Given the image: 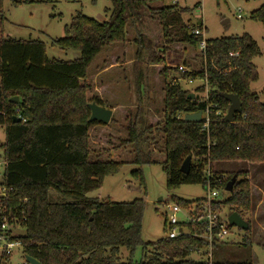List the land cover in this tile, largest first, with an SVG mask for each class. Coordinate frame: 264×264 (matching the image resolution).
<instances>
[{
    "label": "trees",
    "instance_id": "1",
    "mask_svg": "<svg viewBox=\"0 0 264 264\" xmlns=\"http://www.w3.org/2000/svg\"><path fill=\"white\" fill-rule=\"evenodd\" d=\"M107 1L111 4L107 21L99 23L77 14L64 28L65 36L51 40L52 47L80 54L73 61H60L48 60L39 41L3 35L6 19L0 0V126L5 128V171L0 182L11 188L8 198L0 201V208L27 232L26 238L17 237L24 255L41 264H206L190 257L191 251L206 245L200 239L203 225H181L189 235L144 243L143 199L113 203L87 195L99 190L104 178L118 173L125 163L138 167L131 174L141 184L140 167L158 164L165 173L168 191L198 184L204 189L207 170L212 176L211 186L223 191L235 175L237 180L223 205H230L239 215L240 210L248 209L251 185L244 173L233 172L224 179L214 167L221 162L264 163V102L250 89L258 79L252 62L259 55L258 46L248 35H242L206 40L201 52V37L193 31L202 24L191 25L182 17L191 9L165 6V0ZM250 18L264 24V6ZM159 41L160 47L156 45ZM117 48L131 50V60L121 81L116 79L112 86L114 103L106 104L98 97L87 99L91 68ZM173 50L182 54L178 60L183 67L191 52L199 53L200 69L184 73L180 65H166V57ZM156 66H161L156 78L162 81L158 87L162 121L154 116L155 109L147 108L152 90L147 74ZM204 76L208 90L203 100L190 99L191 93L179 83L171 84L173 77L190 80ZM204 90L201 85L197 92ZM223 94L237 95L241 102V110L231 123L224 121L229 102ZM14 97L18 98L16 104L10 102ZM131 100L133 117L122 127L125 138L119 142L130 147L133 158L118 161L122 158L112 159L111 151H95L89 139L92 127L114 124L116 110L124 114L122 107ZM89 103L113 110L107 125L88 122ZM206 111L208 124L204 129ZM197 112L202 113L201 121L183 120L185 114ZM14 117L19 122H14ZM152 140L161 159L152 156ZM187 156L195 159V165L191 163L184 175L180 166ZM51 192L70 201L51 203ZM172 201L183 208L191 205L181 199ZM221 245L215 243L214 249ZM122 250L127 252L125 261L120 257ZM136 252L139 260L134 258Z\"/></svg>",
    "mask_w": 264,
    "mask_h": 264
},
{
    "label": "rangeland",
    "instance_id": "2",
    "mask_svg": "<svg viewBox=\"0 0 264 264\" xmlns=\"http://www.w3.org/2000/svg\"><path fill=\"white\" fill-rule=\"evenodd\" d=\"M24 1L29 3H24ZM14 2L19 4L15 5ZM163 4L191 9L190 13L182 16L183 21L194 26L201 23V31L205 40L248 35L259 49V55L252 60L258 73V79L250 84V89L260 101L264 102V24L250 18L251 13L264 6V0H165ZM110 8L111 4L107 0H2L1 11L6 21L1 30L3 35L9 39L41 42L44 45L48 60L73 61L80 57L79 52L62 51L57 47H52L51 40L63 38L65 36L64 28L77 14L103 23L109 18L107 10ZM156 45L160 47V41L156 42ZM173 51L166 57L165 64L176 67L183 66L184 63L182 64L181 60H178L182 54L178 50ZM134 52L135 48L133 47ZM130 53L131 50L122 51L117 48L115 52L104 54L95 63L87 80L91 88L87 99L98 97L106 104L114 103L111 100L114 94L112 86L116 79L121 81L122 72L126 70V67L128 69L126 63L131 60ZM200 58L199 53L193 52L192 54L191 52L188 60H186L187 64L185 65L187 67L184 66V68L188 72H197L202 64ZM160 67H151L147 74V85L152 89L148 93L147 108L150 107L157 111L154 116L158 120H161L159 111L162 100L158 87L161 86L162 81L156 78V72ZM173 80H177L182 89L193 94V98L197 97L201 100L206 98L207 89L201 94L197 92V89L203 85L199 78L182 80L173 77ZM157 84L156 88L155 85ZM126 105L122 107V110L125 111L124 114H120V110H116L113 116L114 124L94 126L89 132L91 147L95 151L101 149L102 151H111L112 159L122 158L118 161L123 159L130 161L133 158L130 147H123L119 142L121 138H125L122 127L133 117V101L131 100ZM111 111L113 110L111 109ZM204 118L205 114H203ZM157 119L153 122L157 123ZM4 144L5 128L0 126V179L5 171L4 151L2 149ZM154 144L155 140L149 144L151 149L155 148V151H152V156L157 160L161 159L162 154L161 152L158 154V148ZM191 163L195 165V159ZM136 168L138 167L131 163H125L118 173L106 176L100 189L89 193L87 197L109 199L113 203H130L134 200L143 199L146 202V207L142 219L141 238L144 243H155L167 236L168 225L165 224L164 216L169 214L166 206L173 204L172 199H181L193 204L197 200L204 199L206 192L199 184L182 185L173 191H168L165 173L158 164L140 167L141 184L131 174V171ZM214 171L224 179L233 172L244 173V177L251 185L250 207L240 210L241 219L249 224L248 230L229 226L228 235L223 239L222 245L212 252L214 264H264V163L221 162L215 165ZM244 177L239 178V180ZM229 195L230 193L219 190L217 200L220 209H222L221 217L223 220L230 213H234V209H231L230 205H223ZM49 200L51 203L70 201V199L62 198L54 192L50 193ZM177 218L179 221H185V216L182 213L178 214ZM120 257L121 260L125 261L127 252L122 250ZM190 257L193 260H198L195 256L191 255ZM134 258L140 259L139 252H136ZM0 264H25L23 248L21 246L15 248L7 262H0Z\"/></svg>",
    "mask_w": 264,
    "mask_h": 264
},
{
    "label": "built area",
    "instance_id": "3",
    "mask_svg": "<svg viewBox=\"0 0 264 264\" xmlns=\"http://www.w3.org/2000/svg\"><path fill=\"white\" fill-rule=\"evenodd\" d=\"M193 34L201 37L199 49L203 52L206 46V40L204 39L201 29H195ZM229 56H233V54H230ZM179 70L188 73L183 66H180ZM200 80L203 82L205 90H208L206 77L204 76L203 78H200ZM175 83H177V80L171 81V84ZM204 119L205 124L203 125V128L205 129L208 124L207 111ZM210 177L212 176L209 173V170H207L204 188L206 197L201 200V203H193L188 208H183L173 203L170 206H166L169 214H165V224L168 225L167 237L169 239H176L181 235H189L186 228H183L181 225L188 223L203 225L200 239H202L206 245L193 252L191 251V255L197 257L199 261H203L206 264H214L212 260L214 244L223 242V239L228 235L229 227L227 218L223 220L221 217L222 209H220V207L214 209L215 205L219 203L217 200L219 191L211 186ZM10 193L11 188L0 182V201L6 200ZM180 213L184 214L185 221L178 220L177 215ZM0 215V262L6 263L13 250L17 247H22L21 242L17 239L18 235L15 233L16 230L22 229L19 228L17 219H14L6 210L0 208ZM25 264L28 263L25 261Z\"/></svg>",
    "mask_w": 264,
    "mask_h": 264
},
{
    "label": "water",
    "instance_id": "4",
    "mask_svg": "<svg viewBox=\"0 0 264 264\" xmlns=\"http://www.w3.org/2000/svg\"><path fill=\"white\" fill-rule=\"evenodd\" d=\"M201 23H198L200 25ZM225 100L229 102V107L227 109V112L224 116V121L231 123L233 121V118L236 114H238L241 110V102L238 98L237 95L234 94H223L222 95ZM190 99H193V94L189 95ZM12 103H17L18 98L14 97L10 100ZM88 108L90 111V116L88 119V122H98L103 125H107L110 121V118L112 116V111L110 109L101 107L96 105L95 103L88 104ZM202 118V113L197 112V113H192V114H185L183 117L184 121H189V122H199L201 121ZM14 122H19V118L14 117L13 119ZM191 156H187L184 161L182 162L180 166V172L184 175L188 174L191 168ZM237 180V177L234 175L225 185L224 191L227 193H230L232 191L233 185L235 184ZM161 201V199H159ZM227 223L229 226L236 227L239 229L243 230H248V224H246L240 217L239 214L236 212L230 213L227 216ZM15 233L22 238L27 237V232L25 230H16ZM25 261L28 264H41L39 261L36 259L25 256Z\"/></svg>",
    "mask_w": 264,
    "mask_h": 264
}]
</instances>
